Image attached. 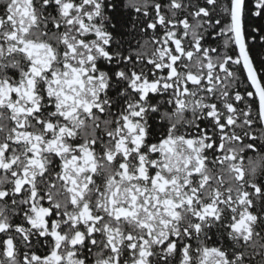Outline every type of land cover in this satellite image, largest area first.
Returning <instances> with one entry per match:
<instances>
[{"label": "snow or ice", "instance_id": "obj_1", "mask_svg": "<svg viewBox=\"0 0 264 264\" xmlns=\"http://www.w3.org/2000/svg\"><path fill=\"white\" fill-rule=\"evenodd\" d=\"M250 17L264 0H0V264H264Z\"/></svg>", "mask_w": 264, "mask_h": 264}, {"label": "trees", "instance_id": "obj_2", "mask_svg": "<svg viewBox=\"0 0 264 264\" xmlns=\"http://www.w3.org/2000/svg\"><path fill=\"white\" fill-rule=\"evenodd\" d=\"M260 19L261 18H259V17H250V18H248L246 20V28L249 27V29H250L251 27H255V26L259 25L260 24ZM247 22H248V25H247ZM249 43L253 47V55L255 56V58L257 60H259L260 55L262 53H264V47H263V45L261 43H259L257 41V39H256V41L251 42L250 41V38H249Z\"/></svg>", "mask_w": 264, "mask_h": 264}, {"label": "flooded vegetation", "instance_id": "obj_3", "mask_svg": "<svg viewBox=\"0 0 264 264\" xmlns=\"http://www.w3.org/2000/svg\"><path fill=\"white\" fill-rule=\"evenodd\" d=\"M260 24H264V20L260 19ZM247 25H248V22H247ZM129 27H130V25H129ZM248 29H249V27H248ZM249 30H250V29H249ZM249 38H250V41L253 42V41L251 40V34L249 35ZM257 41H258L259 43H261L260 40H259V35H257ZM133 43H135V41H134ZM263 47H264V45H263Z\"/></svg>", "mask_w": 264, "mask_h": 264}]
</instances>
